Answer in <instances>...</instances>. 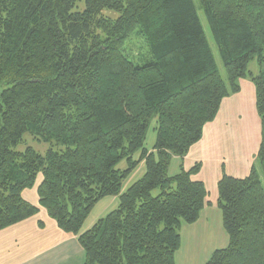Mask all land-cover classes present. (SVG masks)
<instances>
[{
	"label": "trees",
	"instance_id": "trees-1",
	"mask_svg": "<svg viewBox=\"0 0 264 264\" xmlns=\"http://www.w3.org/2000/svg\"><path fill=\"white\" fill-rule=\"evenodd\" d=\"M0 0V231L42 207L77 236L84 264H174L178 228L209 201L201 163L186 155L224 97L247 78L260 133L255 162L264 178V0H198L226 71L221 78L193 0ZM132 36L144 53L129 54ZM257 60L260 72L248 70ZM157 119L155 144L144 147ZM49 143L18 151L24 133ZM135 152H139L134 159ZM126 160V168L117 164ZM143 162L140 179L122 192ZM256 163L217 181L228 245L205 264H264V188ZM37 204L22 197L36 179ZM158 189L156 195L152 194ZM119 205L81 231L92 207Z\"/></svg>",
	"mask_w": 264,
	"mask_h": 264
},
{
	"label": "crops",
	"instance_id": "crops-1",
	"mask_svg": "<svg viewBox=\"0 0 264 264\" xmlns=\"http://www.w3.org/2000/svg\"><path fill=\"white\" fill-rule=\"evenodd\" d=\"M242 87H245L249 96L254 97L252 102L255 103L252 82L245 79L242 81ZM237 94L223 98L213 121L203 125L200 140L192 144L182 158L176 157L179 166L183 164L185 169L201 163L200 170L192 175V179L200 180L206 185L207 200L210 204L203 207L195 222H198L205 212L216 208V184L223 170L232 176L244 177L249 174V169L255 162L257 146L255 149L250 146L247 136L243 139L234 138L233 128L228 122V110L234 105ZM39 182L40 177L36 179L33 188H26L21 192L22 197L31 204L38 202L36 187ZM0 264H84V251L77 236L64 232L40 207L34 216L1 229Z\"/></svg>",
	"mask_w": 264,
	"mask_h": 264
},
{
	"label": "rangeland",
	"instance_id": "rangeland-1",
	"mask_svg": "<svg viewBox=\"0 0 264 264\" xmlns=\"http://www.w3.org/2000/svg\"><path fill=\"white\" fill-rule=\"evenodd\" d=\"M196 6L197 14L199 15L201 26L207 37L209 47L212 49L213 58L217 65L221 78L226 82V71H224V65L222 59H220L218 48L211 36L210 28L207 25L206 17L203 14V10L198 0H193ZM84 0H80L74 9L83 10ZM144 41L138 36H132L126 45L125 51L127 53H144L145 51ZM248 70L252 71L254 75L260 72L259 64L257 60L251 61L248 64ZM247 78L239 79L240 90L242 87V81ZM249 80V79H248ZM240 90L238 92H240ZM236 92V94L238 93ZM235 94V93H234ZM234 94L230 95L233 96ZM229 97V96H227ZM234 99V105L229 108L227 116H229V124L233 128V137L242 138L247 136L250 139V146L258 147L259 133H260V119L256 114V108L253 101L254 97L248 95L245 87H242L240 94H237ZM157 119L152 118L147 127V132L144 140V147L152 149L155 144ZM22 140L15 148L18 151L24 150L27 147H34L41 155H44L46 150L50 147L49 143L39 141L36 137L29 133L22 135ZM245 139V138H244ZM139 152H135L134 159L138 158ZM255 161V160H254ZM256 163V162H254ZM168 175H173L179 170V162L174 156L169 163ZM257 172L260 176V181L264 188V178L262 171H260L258 164L256 163ZM120 169L126 168V160L123 159L117 164ZM145 165L143 162L138 163V166L133 170L127 178L124 179L121 185L122 192H125L126 188L136 180L140 179L145 173ZM158 189L152 191L153 195L158 193ZM118 195L105 196L99 200L89 212V215L82 223L81 231L87 230L92 227L98 219L103 218L110 211L114 210L119 205ZM180 235V246L174 251V264H205L211 257L212 252L218 248L226 247L229 243L226 231L222 226L221 210L220 208L210 209L205 212L194 224H188L182 222L178 228Z\"/></svg>",
	"mask_w": 264,
	"mask_h": 264
}]
</instances>
